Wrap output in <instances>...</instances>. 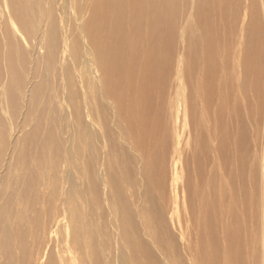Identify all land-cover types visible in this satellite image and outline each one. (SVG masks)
Segmentation results:
<instances>
[{
	"label": "bare ground",
	"instance_id": "obj_1",
	"mask_svg": "<svg viewBox=\"0 0 264 264\" xmlns=\"http://www.w3.org/2000/svg\"><path fill=\"white\" fill-rule=\"evenodd\" d=\"M42 2L47 6L40 13L42 16L36 17L33 8ZM174 2L0 0V34L6 41L3 55L0 46V63L5 66L7 76L3 94L14 95L23 86L22 78L16 74L21 76V70L27 66L30 50L19 46L18 58L14 57L17 55L14 41L18 35L29 47L32 39L38 42L34 50L36 62L41 49L48 50L45 57H49L57 55V46L61 45L63 73L56 98L65 108L62 120L68 121L76 137L73 148L70 142L63 153H56L53 173H44V158L58 146L49 140L50 134L46 138L36 131L39 123L35 130L25 133L16 162L8 161L13 183L22 184L21 189L12 186L14 193L16 190V195L26 198L24 203L21 201L22 208L16 204L15 208L24 216L27 213L32 217L29 219L30 240L20 236L19 231L14 232L15 237L20 238L17 247L22 252L23 264L30 258L34 264H264V170L259 175L255 163L251 164L258 156H249L244 136L247 129L241 127L240 120L237 119L240 128L236 133L224 130L220 137L218 180L212 178L203 191L200 185V193L196 189L199 184L195 187L198 193L195 196H199L200 201L197 212L201 218L199 223L195 220V224L201 223L203 231L197 239L190 236L182 217L176 219L175 213L183 205L184 212L189 210L187 225L192 230L190 220L193 213L196 214L191 196L190 206L186 207L184 197L183 203L179 202L178 165L173 162L172 169L170 163L173 180L169 183L165 176L168 168L165 145L149 147L162 128L152 103L163 93L169 76ZM234 2L198 0L192 14L196 23H202L206 30L191 37L190 55L192 61L196 59L204 66L206 76L197 88L203 89L200 93L208 103L216 76V36L210 17L218 6L223 14ZM57 15L60 24L56 28ZM78 19L80 21L75 22ZM253 35L250 24L247 40L244 39L248 43L244 62L247 79L254 72L256 62L252 55ZM199 50L201 56L198 57ZM16 61L20 71L15 66ZM196 61L188 65L189 71ZM181 71L183 73V67L178 66V72ZM179 76L183 84V75ZM52 88L54 91V86ZM129 89L133 91L130 99L124 96V92L130 93ZM6 99L8 108L14 110L18 99L16 102ZM25 105L31 109L28 102ZM83 109L87 119L83 117ZM31 113L28 109L24 125L31 119ZM24 125L17 127L21 129ZM115 134L119 136L118 141ZM251 142L260 143L257 138ZM126 145L128 150L124 148ZM59 160L70 167L71 172L62 181L56 177ZM118 170L121 178L113 172ZM65 178L69 181L68 187ZM37 188L41 200H36ZM166 198L173 202L171 214L167 208L172 205L165 203ZM170 221L180 230L181 244L169 228ZM2 222L0 245L6 248V260L15 261L17 256L10 249L11 241L5 240L7 232L11 237L13 233L4 219ZM257 244L262 247L261 254Z\"/></svg>",
	"mask_w": 264,
	"mask_h": 264
},
{
	"label": "rangeland",
	"instance_id": "obj_2",
	"mask_svg": "<svg viewBox=\"0 0 264 264\" xmlns=\"http://www.w3.org/2000/svg\"><path fill=\"white\" fill-rule=\"evenodd\" d=\"M197 2L198 0H175L172 5V61L170 62L171 65L168 66L169 76L163 85V93L159 97H157V95L152 103L153 111L157 112L155 117L159 119L158 124L161 125L162 128L158 132L157 138L149 145L151 148L152 145L153 147L159 144L162 146L165 145V160L167 161L166 165L168 164V168L165 170V176L169 183L170 180H173V176H171V174L173 175V170H170V163L172 162V169L173 162L179 167L178 190L181 197L179 202L183 203L182 198L184 197L186 200L185 205L188 207L190 206L189 197L191 196L193 205H195L193 210L196 211V214L193 213V219L191 217L192 221L190 220V222L193 223L191 227L192 230H190L187 225L188 217L190 216L189 210L187 209L184 212L183 205L180 206L181 203L179 205L181 208L175 213L177 215L176 219L183 218L181 221L184 222L185 228L194 239L199 238L200 232L203 233L202 228L200 229L202 224L200 223L201 226L198 224V221L201 219L199 217V212H197L199 210V196L196 197L195 194H198V189L200 193V185L203 191L206 190V185L212 178L218 180L220 174L218 171L219 144L221 141L220 137L224 130H232L234 131L232 133H236L240 128L238 122V120H240L242 123L241 127L247 129V133L244 136L247 140L248 154L251 158H254L255 155L258 156L256 161L251 164L255 163V170L259 172V175H261L260 172L264 170V0H235L234 4L231 6L228 5L227 10H225L223 14L221 13L220 6H218L217 10H215L210 17V21L215 30L214 35L216 36V54L214 55L216 76L214 80L215 84L212 86V90H210L212 94L209 99L213 100H208L209 103L206 102V97L204 98L205 95L203 94L204 96H202L200 93L203 89L200 91L197 88V85L201 84L206 76L204 66H202V62L198 60L197 62L196 59L192 61L190 55L191 46H193L190 40L192 39L191 37L193 34L202 33L205 30L204 25L199 22L196 23V17L192 16ZM46 6L45 2H42L40 5H36L33 8V11L37 13L36 17L42 16L40 13L44 12ZM54 21L57 28L58 24H60L58 15ZM78 21H80V19L75 22ZM250 24H252L254 29L253 36L255 38L253 40L252 55L256 62L254 72H251V76H248L247 79L245 77L244 62L247 60L246 50L248 43L245 42L244 39L247 40V31L249 30ZM193 26L195 27L193 28ZM32 40L33 41L30 43L31 47H29V44L24 43L20 35H18L14 41L17 54L14 55V57H16V59L19 55V46L28 47V50H30L26 63L27 66H25L24 70H21V76L16 74V77L22 78L23 86L18 89L17 93L15 91L14 95L11 93L3 94L2 88L7 81V76L5 75V66L2 65V62L0 63V99L2 98L0 100V225H3L2 220L4 219L13 233V237H11L7 232L5 240L11 241L10 249L13 253H16L15 256H17L15 261H9V258L6 260L7 256L4 254L6 248L0 245V264H4L5 262V264H23V260L21 261L22 252L17 247L20 238L15 237V231H19L20 236L22 235L30 240L29 219L32 217L30 214L27 215V213L24 216L23 213H20V211L18 212V209L15 208V204L22 208L21 205L24 204H22L21 201L24 203L26 198H21L16 195V190L14 193V188H12V186L14 185L21 189L22 184L13 183L15 181L13 179V172L9 168V162H16L25 133L30 129L36 128L35 126L39 123L36 131L46 138L50 134L49 140H53L54 144L58 146V148L50 150L52 152H47L45 155L43 170H45L44 173L46 174L55 172L52 170V166H54L56 161V153H63V149L66 147L65 145L70 142L73 148L76 138L72 135L70 126H68V121L62 120L65 108L61 104L62 102L58 103V99L56 98L57 91L59 90L58 88L61 87L62 82L61 75L63 73L64 61L63 47L58 45L56 51L57 55H50L49 57H45V53L48 50L41 49L38 62H36L34 50L37 49L38 42L34 39ZM189 41L191 42L189 43ZM258 42L260 43L258 44ZM5 43L6 41L0 34L2 55L5 52ZM199 56H201L200 50L198 57ZM47 59H49V63ZM0 61H2L1 57ZM195 61L197 62L196 65L191 68L192 71H189L187 68L188 65L190 66L191 62ZM15 66H17L18 71H20L21 68L17 61L15 62ZM178 66L183 67V73L182 71L178 72ZM179 75H183V84L179 81ZM32 86H34V89H32ZM53 86L54 91L52 88ZM214 88H217V90ZM122 89H120V91ZM129 90L130 93L124 92V96L130 99L132 98L133 91H131V89ZM214 95L217 96L214 98ZM4 97L13 102H16V99H18V102H16L17 106L14 110L8 108V100ZM26 102H28L31 109L26 107ZM2 104L3 107L1 108ZM220 108L224 110L222 111ZM28 109L31 110L32 116L30 120L25 121L24 125V118L27 117L26 114ZM40 110L42 113H39ZM40 114L43 115L39 117ZM82 114L84 119H87L85 109H83ZM114 118L115 117H113V119ZM19 124H21V126L24 125V127L19 129V127H17ZM226 127L228 128L225 129ZM86 135L88 136V132ZM118 137L119 136L115 134L117 141ZM255 138L260 141L257 145L251 142ZM119 146L123 149L122 145ZM127 147L129 146H124L126 150H128ZM148 150L150 151V149ZM38 154L39 151L36 152V155ZM131 154L134 153L132 152ZM58 164L59 168L56 177H58L59 181H62L64 177L71 173L70 167H65V164L60 160ZM261 164L263 166L259 169ZM1 171H3V175H1ZM118 171L113 172L116 176L121 178V172ZM2 177L4 178L2 179ZM41 179L45 181L44 178ZM258 181L260 183V179ZM64 182H66L65 184L68 187V179L65 178ZM197 184H199V187L196 188V190L195 187ZM214 185V188H216L217 186L215 183ZM182 186L186 187V189L182 190ZM38 192L39 188L36 189V200H41V196ZM164 192L166 196L169 195L168 189L165 188ZM168 198H166L165 203H167V205H172V208H167L169 214H171L174 212V206L173 202L171 203ZM66 200L68 201V199ZM215 200L217 201V199ZM13 207L15 210L13 213H10ZM179 212L182 216L179 215ZM196 217L199 219H196ZM195 220L198 223L196 222L195 224ZM169 228L177 237L178 243H180L181 236L178 227L175 226V223H171L170 221ZM4 230L6 229L3 228V231ZM1 237L4 238L3 232ZM206 239L207 237L204 240ZM5 243L8 245V242ZM257 248L261 254V245L257 244ZM180 250V252L184 254V250L181 248ZM34 263L35 262L32 261L31 258L25 262V264ZM188 264H190V262H188Z\"/></svg>",
	"mask_w": 264,
	"mask_h": 264
}]
</instances>
